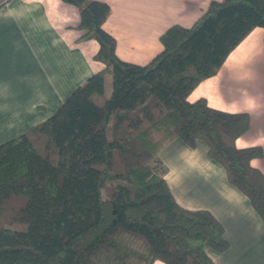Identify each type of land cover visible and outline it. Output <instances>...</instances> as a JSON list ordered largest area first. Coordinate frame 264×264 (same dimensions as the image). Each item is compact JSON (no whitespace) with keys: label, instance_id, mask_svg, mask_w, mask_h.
<instances>
[{"label":"trees","instance_id":"obj_1","mask_svg":"<svg viewBox=\"0 0 264 264\" xmlns=\"http://www.w3.org/2000/svg\"><path fill=\"white\" fill-rule=\"evenodd\" d=\"M61 1L78 10L80 40L98 43L102 69L53 115L0 144V264H214L207 250H227L224 229L209 211L175 201L159 152L174 139L202 141L264 222V175L250 164L262 149L235 144L249 116L188 100L264 29V0L211 2L190 27H168L145 65L116 56L102 27L106 3Z\"/></svg>","mask_w":264,"mask_h":264},{"label":"crops","instance_id":"obj_2","mask_svg":"<svg viewBox=\"0 0 264 264\" xmlns=\"http://www.w3.org/2000/svg\"><path fill=\"white\" fill-rule=\"evenodd\" d=\"M95 1L110 8L102 27L115 39L116 56L145 65L162 51L159 36L168 27H190L211 2L222 0ZM78 24V10L61 0L0 3V144L53 115L74 88L102 69L93 58L98 43L80 40ZM199 98L213 109L249 116L248 130L235 144L262 149V157L250 164L264 175L263 28L253 29L218 72L188 96L191 102ZM159 158L175 201L185 209L209 211L222 225L228 248L207 250L213 263L264 264V222L248 198L229 184L223 167L208 158L206 145L198 141L190 148L174 139Z\"/></svg>","mask_w":264,"mask_h":264},{"label":"rangeland","instance_id":"obj_3","mask_svg":"<svg viewBox=\"0 0 264 264\" xmlns=\"http://www.w3.org/2000/svg\"><path fill=\"white\" fill-rule=\"evenodd\" d=\"M107 79H106V84L108 83V76L106 77ZM107 90H108V88H107ZM107 95H108V91H107Z\"/></svg>","mask_w":264,"mask_h":264}]
</instances>
